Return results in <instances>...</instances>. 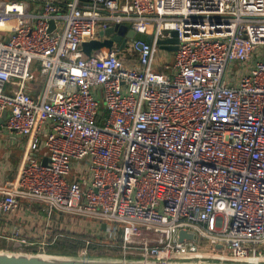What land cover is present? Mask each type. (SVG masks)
Listing matches in <instances>:
<instances>
[{"label": "built area", "instance_id": "1", "mask_svg": "<svg viewBox=\"0 0 264 264\" xmlns=\"http://www.w3.org/2000/svg\"><path fill=\"white\" fill-rule=\"evenodd\" d=\"M121 25V49L83 53ZM0 31L2 129L25 139L0 218L24 202L104 224L84 257L264 264V0H0ZM51 236L0 233L38 254Z\"/></svg>", "mask_w": 264, "mask_h": 264}, {"label": "water", "instance_id": "2", "mask_svg": "<svg viewBox=\"0 0 264 264\" xmlns=\"http://www.w3.org/2000/svg\"><path fill=\"white\" fill-rule=\"evenodd\" d=\"M54 28V24L51 21L49 24L48 32H51ZM114 33H116L114 35ZM126 34L127 38L134 39L135 33L132 30H127L124 25L115 26L107 29L104 32H99V36L111 37V39H105L103 41H91L82 44L83 53L89 58H99L105 56L113 46V42H120L119 48L124 45V40H121V36ZM177 34L176 32L170 33V38L161 40L158 42V48L162 51L174 53L177 50ZM146 41H150V37H147ZM7 118V113L4 112L0 117V130L3 128V124ZM47 160L43 159L42 164H46ZM101 229H105V225H101ZM184 239L193 240V235H187L184 232L179 233V240ZM221 246H217L220 249ZM0 264H156L154 262H147L143 259H122L115 257H102V256H66V255H54L50 253L38 254V253H26L17 251L0 250ZM177 264H235V263H217V262H183Z\"/></svg>", "mask_w": 264, "mask_h": 264}, {"label": "crops", "instance_id": "3", "mask_svg": "<svg viewBox=\"0 0 264 264\" xmlns=\"http://www.w3.org/2000/svg\"><path fill=\"white\" fill-rule=\"evenodd\" d=\"M51 1V0H50ZM55 2H70L72 0H52ZM1 36H8V32L0 31ZM167 57L166 59H170ZM157 70L159 68H156ZM25 139L17 136L14 132H7L6 130H0V188H6L13 182L18 174L19 167L22 161V156L24 152L25 145L21 142ZM26 203L21 202L17 212L10 217L0 218V233L2 236H9L13 228L18 229V231L23 236H27L30 239L39 240L44 230H49L52 234L57 229H48L50 225L49 217L45 218V223L42 229L38 227V219H41L42 210L44 208L40 205L33 204L31 209L26 207ZM47 214V213H46ZM96 227L98 225L96 224ZM102 230V229H101ZM86 237V236H85ZM89 239V238H88ZM0 242L6 244L11 248L15 249V244L7 241L6 239H1Z\"/></svg>", "mask_w": 264, "mask_h": 264}, {"label": "rangeland", "instance_id": "4", "mask_svg": "<svg viewBox=\"0 0 264 264\" xmlns=\"http://www.w3.org/2000/svg\"><path fill=\"white\" fill-rule=\"evenodd\" d=\"M171 53L162 51L158 49L156 60L162 59L165 55H170ZM232 73L236 71V67L230 69ZM22 144L25 145V142L22 141ZM46 211L42 210L41 219H38V227L42 229L45 223ZM50 225L48 229L53 230L57 229L54 232L58 233H74L77 235H83L90 239H100L102 236L101 230L96 227V223L88 218H80L70 215H59L58 213H52L49 217ZM53 234V232H52ZM59 235V234H57ZM0 250L6 251H19L18 249L11 248L6 246V244L0 242ZM92 256V255H91ZM105 257V256H102ZM108 257V256H107Z\"/></svg>", "mask_w": 264, "mask_h": 264}, {"label": "trees", "instance_id": "5", "mask_svg": "<svg viewBox=\"0 0 264 264\" xmlns=\"http://www.w3.org/2000/svg\"><path fill=\"white\" fill-rule=\"evenodd\" d=\"M137 38L146 40V37L138 35ZM61 235L56 238L53 245L46 248L47 253L54 255H66V256H79L82 251L85 249V241L88 240V237L83 235H77L74 233H58L53 232L50 241L55 235ZM87 252L92 256H108L120 258L121 253L118 249L108 248L96 245L87 246Z\"/></svg>", "mask_w": 264, "mask_h": 264}]
</instances>
